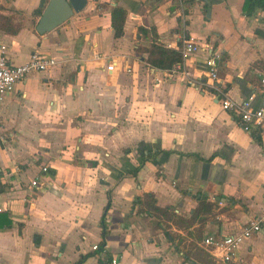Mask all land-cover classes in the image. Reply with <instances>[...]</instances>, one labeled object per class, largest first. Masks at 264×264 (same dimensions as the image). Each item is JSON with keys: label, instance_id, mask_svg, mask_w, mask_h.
I'll list each match as a JSON object with an SVG mask.
<instances>
[{"label": "crops", "instance_id": "obj_1", "mask_svg": "<svg viewBox=\"0 0 264 264\" xmlns=\"http://www.w3.org/2000/svg\"><path fill=\"white\" fill-rule=\"evenodd\" d=\"M243 1L87 0L39 34L35 25L49 0H0V13L21 24L16 34L0 29L8 61L21 64L33 51L56 60L0 103V264H73L83 255L80 264H202L193 257L200 250L212 264H264V230L226 263L202 243L264 215V122L244 129L216 95L170 78L140 50L153 36L173 49L183 35L207 44L184 61L189 73L205 79L206 59L217 54L224 93L236 101L253 96L256 109L264 10L247 16ZM116 5L125 11L119 37L110 22ZM146 193L184 219L199 197L211 212L191 226L172 225L179 236L170 241L134 206ZM178 241L192 262L175 249ZM102 242L104 251L94 253L92 245Z\"/></svg>", "mask_w": 264, "mask_h": 264}, {"label": "built area", "instance_id": "obj_2", "mask_svg": "<svg viewBox=\"0 0 264 264\" xmlns=\"http://www.w3.org/2000/svg\"><path fill=\"white\" fill-rule=\"evenodd\" d=\"M170 47V45H167ZM207 44L198 43L193 37L183 35L180 37L178 48L182 55V61L174 64L170 69H167L170 78L179 77L187 86L194 87L198 90H209L219 100L221 107L230 112H234L238 117V122L241 126L249 130L248 126L260 125L264 122V74L259 80L258 93L260 97V105L254 109L251 106L253 96L236 101L228 97L218 80L217 76V61L219 56L217 54L209 55L206 59V67L208 68L207 77L205 79H196L193 77L184 61L187 57L196 54L200 50H205ZM5 45L0 43V103L6 95H8L15 87V84L24 79L27 75L44 71L56 64L53 57H46L38 51L30 53L28 59L21 64H11L5 53ZM108 70L113 69V64L107 65ZM130 71V69H127ZM208 80H210L208 82ZM209 83V84H208ZM43 171L46 167L42 168ZM31 185H37V180H33ZM264 230V215L256 216L250 219L239 232L223 236L208 235L203 238V244L207 247L209 253L220 262H229L233 259L234 253L240 243L250 238L252 235ZM92 249H97V245H92ZM105 247H103L104 251ZM111 264H117L115 258L110 260Z\"/></svg>", "mask_w": 264, "mask_h": 264}, {"label": "trees", "instance_id": "obj_3", "mask_svg": "<svg viewBox=\"0 0 264 264\" xmlns=\"http://www.w3.org/2000/svg\"><path fill=\"white\" fill-rule=\"evenodd\" d=\"M211 1L219 2L223 0ZM242 8L244 14L250 16L257 10H264V0H244ZM124 20L125 11L117 5L111 7L110 22L115 37H119L122 34ZM0 29L9 34H16L21 29V24L19 22H15L10 16L0 13ZM140 50L147 54L146 62L154 68L167 70L170 69L174 64L180 63L182 61V55L179 49L166 47L164 44L157 41L156 36H153V39L150 41L148 46L142 47ZM248 128L251 130L252 126H248ZM252 134L257 140H260L259 135H257L255 132H252ZM158 153L159 151L146 153L142 158V161L134 169L129 170L128 174L132 176L136 175V172L140 166H142V164L147 160H154ZM4 189L5 186L0 185V192H2ZM107 195L109 201L110 191L107 192ZM197 200V206L194 209L191 218L189 219L178 217L171 206H158L154 196L150 193H146L142 197H138L134 203V206L137 205L138 211L143 215L151 217L153 219L152 223L154 226L158 229H161L165 237L171 241L179 236L178 234L171 232L170 229L172 225L188 227L191 226L195 220L200 219L199 222H202V216L211 212V205L206 202L204 197H199ZM108 204L109 202L107 203V206ZM105 210L106 208L104 209L100 219V226L103 230V236L105 235L106 231ZM10 223L11 222L9 220L5 222L7 227L10 226ZM103 246V242L100 245H97V249L94 250V253H100ZM184 247L185 246L179 241L175 243V249L179 252H183L182 254L184 255L185 260L192 262L193 260L190 258L191 255L183 250ZM87 256L88 255L80 256V258L73 264H80L87 258ZM193 257L202 264H212L209 254L202 250H200V253H194Z\"/></svg>", "mask_w": 264, "mask_h": 264}, {"label": "water", "instance_id": "obj_4", "mask_svg": "<svg viewBox=\"0 0 264 264\" xmlns=\"http://www.w3.org/2000/svg\"><path fill=\"white\" fill-rule=\"evenodd\" d=\"M86 3L87 0H49L35 25L36 32L44 34L54 29L75 13L82 11Z\"/></svg>", "mask_w": 264, "mask_h": 264}]
</instances>
